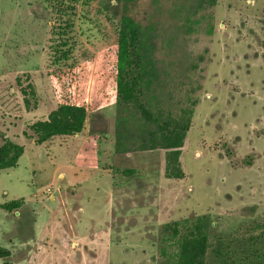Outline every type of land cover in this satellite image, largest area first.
I'll return each mask as SVG.
<instances>
[{
    "label": "rangeland",
    "instance_id": "rangeland-1",
    "mask_svg": "<svg viewBox=\"0 0 264 264\" xmlns=\"http://www.w3.org/2000/svg\"><path fill=\"white\" fill-rule=\"evenodd\" d=\"M184 1L0 0V132L25 146L0 169V264H158L162 225L200 214L214 221L209 264H264V0H219L174 35ZM124 14L149 28L163 78L204 56L183 178L166 177L164 151L115 155ZM66 101L88 110L81 134L24 135ZM13 200L21 211L1 207Z\"/></svg>",
    "mask_w": 264,
    "mask_h": 264
},
{
    "label": "trees",
    "instance_id": "trees-1",
    "mask_svg": "<svg viewBox=\"0 0 264 264\" xmlns=\"http://www.w3.org/2000/svg\"><path fill=\"white\" fill-rule=\"evenodd\" d=\"M134 4L137 0H122ZM172 2L183 0H170ZM219 0H185L177 12L185 10L191 2L185 23L174 29V35L190 32L196 15L202 9H211ZM184 29V31H183ZM186 29V30H185ZM149 28L133 16L124 14L121 18L117 44L115 108L112 125L115 138V155L134 152L164 151L165 175L168 178H183L182 149L192 127L195 108L199 103L191 86L197 77L200 60L185 55L182 73L171 69L165 71L169 78L162 77L163 61L157 57L154 39ZM171 36L169 43L177 41ZM167 42V43H168ZM180 69V70H181ZM195 74H193V73ZM178 73V78L176 74ZM196 76V77H195ZM178 84L173 90L166 89L170 80ZM190 89L187 90V86ZM185 87V89H184ZM27 108L37 107L36 91L32 84L22 87ZM35 99V100H33ZM34 104V105H33ZM88 110L84 105L61 102L46 119L37 120L24 131V135L37 144L58 136L81 134L87 125ZM0 169L16 167L25 146L0 132ZM24 200H13L1 207L8 211L20 210ZM214 221L211 214L191 215L162 225L158 264H209L207 255L210 247V233ZM6 253L0 250V256ZM3 255V256H2ZM218 264V263H216Z\"/></svg>",
    "mask_w": 264,
    "mask_h": 264
}]
</instances>
